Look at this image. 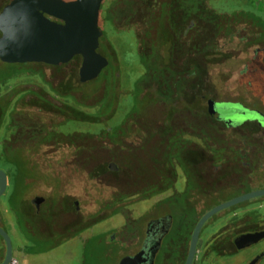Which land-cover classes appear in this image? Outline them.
Returning a JSON list of instances; mask_svg holds the SVG:
<instances>
[{"label":"flooded vegetation","instance_id":"af4514ba","mask_svg":"<svg viewBox=\"0 0 264 264\" xmlns=\"http://www.w3.org/2000/svg\"><path fill=\"white\" fill-rule=\"evenodd\" d=\"M12 1L0 0V14ZM228 3L203 0L189 15L177 0H104L98 52L108 64L86 82L80 55L60 66L0 59V172L6 178L0 228L12 238L9 264H46L35 259L64 248L70 264H120L141 253L148 261L153 251L154 264H185L192 234L208 211L264 189V6ZM119 12L128 18L118 19ZM126 74L133 75L130 81ZM53 105L65 116L75 108L89 117L53 119L47 110ZM138 106L203 109L206 134H184L177 148L163 149L157 175L91 177L75 156L111 155L107 140L120 137ZM123 107L127 112L117 120ZM116 150L126 155L130 149ZM56 166L112 193L85 207L63 192L68 175ZM108 169L120 170L114 161ZM120 185L124 199L114 197ZM143 204L149 206L139 212ZM261 232L264 196L220 211L202 229L200 264H262L264 249L251 250L264 238L237 245L239 237ZM7 252L0 236V264Z\"/></svg>","mask_w":264,"mask_h":264},{"label":"water","instance_id":"95a60500","mask_svg":"<svg viewBox=\"0 0 264 264\" xmlns=\"http://www.w3.org/2000/svg\"><path fill=\"white\" fill-rule=\"evenodd\" d=\"M104 0H13L0 14V59L5 63H46L63 65L75 56L83 58L81 81L96 78L108 61L98 49L103 30L99 20ZM214 114L217 113L213 109ZM0 196L5 190V175L1 173ZM264 196V189L250 192L208 211L197 223L185 264H193L202 229L208 219L220 211ZM157 222H154V225ZM0 236L8 249L3 264L12 261L13 242L8 231L0 228ZM264 232L246 234L237 239L239 249L258 243ZM156 251L150 260H141L143 253L125 257L120 264H154Z\"/></svg>","mask_w":264,"mask_h":264},{"label":"trees","instance_id":"16d2710c","mask_svg":"<svg viewBox=\"0 0 264 264\" xmlns=\"http://www.w3.org/2000/svg\"><path fill=\"white\" fill-rule=\"evenodd\" d=\"M175 1V0H174ZM180 2L183 10L189 15L193 14L189 9L193 4L200 6L203 0H177ZM140 4V2H139ZM116 17L127 19V14L124 12L117 13ZM137 13H134V16ZM120 16V17H119ZM109 54V52H108ZM157 83L162 81V78L155 77ZM165 80V79H164ZM168 83V80H165ZM154 101L160 100L159 94L154 95ZM41 100H47L41 97ZM37 98V101H40ZM69 116H65L56 106H49L47 110L52 114L53 119H61L66 117L68 120L72 118L89 117V115L82 113L80 110L70 108ZM114 112V111H113ZM207 114L203 109H184V108H153V107H136L131 110L127 116V129L118 136L110 135L107 140V148L111 150V155L107 156H87L76 155V164L82 167L84 171L90 174L91 177L97 179H111L123 180L127 174L134 176H141L145 171L150 172L151 175H157L160 170V159L163 158L161 151L167 149L168 151L177 148L179 143H183L182 136L188 133L196 135L206 134ZM65 118V119H66ZM56 122V120H53ZM131 136L132 145L126 143V137ZM203 139H205L203 137ZM201 139L202 142L204 140ZM128 144V145H126ZM120 146V147H119ZM126 147L130 149L125 155L118 152L119 148ZM77 154V153H76ZM164 158L175 159L177 156L173 154L164 155ZM109 161H114L119 166L120 170L117 174H111L108 169ZM92 167V168H91ZM152 176V177H153ZM139 180V178H137ZM116 190V189H115ZM155 191V189H149ZM198 193L201 191L198 189ZM114 196V195H113ZM117 199H124L127 197L126 188L120 185L116 190L114 196ZM215 206V202L205 203L203 205L204 211Z\"/></svg>","mask_w":264,"mask_h":264},{"label":"rangeland","instance_id":"374dc122","mask_svg":"<svg viewBox=\"0 0 264 264\" xmlns=\"http://www.w3.org/2000/svg\"><path fill=\"white\" fill-rule=\"evenodd\" d=\"M233 4H241L244 6H264V3L261 0H229L228 6H230V8H234L235 5ZM128 53V52H127ZM131 55H127L126 58L123 59V62L126 65H130L131 64V60H130ZM132 74H126L125 75V79L126 81H130L132 78ZM124 101H127L128 99L124 98ZM127 112V108H121L118 111L117 114V120H120V118ZM78 128H91L89 126H80ZM56 163V162H55ZM55 169L58 172L61 171H68V170H63L61 167H55ZM68 177H66V187L63 189V192L69 196L70 198H74V199H81L82 203L84 204L85 207H93V203L97 202L98 200H102L103 198L108 197L112 192L109 188H104L103 185H98L94 182H92L89 178H87L86 176H78L75 174H71L66 172ZM65 175V173H64ZM92 205V206H91ZM149 205H139L138 207H136V209H138L139 212L146 210V208ZM206 233L203 234V236L201 237V245H203L204 240L206 238ZM201 245L197 254V264H200V260H201V255H202V251H201ZM70 248V247H68ZM259 249H264V242H262L259 245V248H253L251 251H257ZM67 250L69 249H63L60 252L58 251L57 253L54 254H50L49 256H45V257H40L35 259L36 262H44L46 264H70V262L67 261V257H68V252ZM264 263V262H263ZM262 263V264H263Z\"/></svg>","mask_w":264,"mask_h":264},{"label":"crops","instance_id":"0c3cea01","mask_svg":"<svg viewBox=\"0 0 264 264\" xmlns=\"http://www.w3.org/2000/svg\"><path fill=\"white\" fill-rule=\"evenodd\" d=\"M11 235H14V233L12 232Z\"/></svg>","mask_w":264,"mask_h":264}]
</instances>
